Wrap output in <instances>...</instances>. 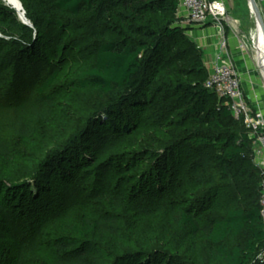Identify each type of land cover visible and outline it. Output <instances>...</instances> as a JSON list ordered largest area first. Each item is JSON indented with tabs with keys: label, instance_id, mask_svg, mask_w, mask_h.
Segmentation results:
<instances>
[{
	"label": "trees",
	"instance_id": "trees-1",
	"mask_svg": "<svg viewBox=\"0 0 264 264\" xmlns=\"http://www.w3.org/2000/svg\"><path fill=\"white\" fill-rule=\"evenodd\" d=\"M37 1V14L29 7L25 14L33 27L21 23L16 10L0 4V33L4 36H0V67L11 68L17 85L35 92L41 103L53 102L50 90L60 75L53 64L61 59L64 64L62 35L69 23L83 19V24L106 41L93 50V62L74 80L75 87L104 95L120 90L118 100L125 101L122 97L127 94L126 105L131 111L106 122H97L102 114L93 113L83 128L52 151L44 163L27 171L29 177L34 176L33 184L27 182L29 179L0 181V241L9 240L19 250L22 239H30L48 219H60L61 236L53 245L54 264H175L172 256L161 250L137 246L108 256L94 241L98 237L123 239L126 220L120 212L133 219L167 211L178 228L191 227L195 235L204 233L209 259L221 264H251L264 245L260 201L252 200L245 209L228 210L222 219L200 227L193 198L186 208L178 206L184 195L196 193L191 192L190 180L182 175L187 163L178 150L181 140L157 143L149 158L151 164L142 169L140 165L145 163L138 161L149 153L142 143L128 142L140 133L135 112L147 102L145 71L170 43L192 45L182 28L173 26L179 18L178 0ZM22 2L26 5L25 0ZM116 23L123 28L115 27ZM8 46V52L3 53ZM208 76L204 54L196 49L190 82L162 90L185 105L187 118L198 127L212 125L218 113L225 120H235L231 110L220 105L225 101L205 87ZM22 104L14 108V114L27 129L31 110L29 104ZM236 122L241 132L226 129L221 138L201 140L200 147L213 148L210 162L226 177L244 179L246 191L256 196L260 172L253 163L246 129L242 122ZM217 149L218 154L214 152ZM10 160L7 163H12ZM199 169L192 166L189 174L194 176ZM114 174L129 177L126 184L130 186L114 185ZM245 234L243 246L229 245L231 238Z\"/></svg>",
	"mask_w": 264,
	"mask_h": 264
},
{
	"label": "rangeland",
	"instance_id": "rangeland-1",
	"mask_svg": "<svg viewBox=\"0 0 264 264\" xmlns=\"http://www.w3.org/2000/svg\"><path fill=\"white\" fill-rule=\"evenodd\" d=\"M25 2L26 5L22 2L25 14L28 7L37 14L35 6L38 1L25 0ZM225 2L232 25L224 24L225 41L218 37L219 45L226 43L242 74L251 73L253 76L252 57L243 55L239 48L240 41L248 37L254 28L247 0H225ZM0 4L16 10L3 0H0ZM19 21L23 23L20 16ZM83 21L79 18L69 23L65 34L62 35L64 64L61 63L62 59L56 60L53 64V67L60 71L57 82L50 90L54 98L53 102L41 103L36 98L35 92L24 91L17 85L11 68L0 67V145L3 148V151L0 150V181L18 183L23 179H29L27 182L33 184L34 176L29 177L30 172L27 171L31 170L33 165L44 163L52 151L59 145L65 144L83 128L93 113L102 114L95 119L97 122H106L109 119L116 120L118 116L123 117L124 113L131 111L126 105L129 99L127 94H123L122 97L125 101L118 100L120 90L104 95L75 87L74 80L93 62V50L106 41V38L83 24ZM177 25L182 28L184 36L192 42V45L182 42L170 43L160 54L157 62L151 64L145 71L143 77L147 84L144 96L147 102L143 109L135 112L138 117L135 123L136 130L140 133L131 136L128 142L134 145L142 143L145 152L149 153L138 161L145 163L140 165L142 169L151 164L149 158L156 151L157 143L163 145L181 140L182 145L178 150L179 153L183 152L181 159L185 164L187 163L182 175L187 176L191 182V192L196 193L194 196L184 195L178 206L186 208L191 204L186 205L187 202H191L190 199L193 198V205L199 212L197 221L200 227H203L215 219H222L228 210L248 208L252 200L257 199L259 204L263 177L259 173V192L254 196V193L246 191L248 184L244 179H235L231 175L226 177L215 164L210 162L213 148L207 149L203 145L200 147L201 140L221 138L225 132H228L226 129L240 131L241 127L237 125L236 120H225L218 113L216 122L212 125L198 127L187 118L185 105L176 103L177 97L162 91L168 86L190 82V65L196 49L203 52L205 63L203 47L189 35V24L186 23V19L179 15L173 26ZM114 26L123 28V24L116 23ZM206 26L210 27L212 24L208 23ZM0 36L2 37L3 34L0 33ZM8 50L9 46L3 53ZM207 72L209 75L208 70ZM257 77L259 78L258 75ZM22 102L29 104L31 110L27 129L14 114V108L24 105ZM112 105L114 107L111 108ZM220 105H225V102H220ZM219 125L222 127L220 128ZM214 152L218 154L219 149ZM10 157L12 163H7ZM192 166L200 168L194 176L189 174ZM128 178L114 174L112 181L114 185L127 188L130 186L126 184L129 182ZM203 209L205 211H202ZM120 214H123L122 218L126 220L122 240L110 237L94 239L105 255L119 254L122 249L133 250L137 246L146 250H161L172 256L175 264H221L207 257L204 233L195 235L191 227L178 228L167 211L133 219H129L125 213L120 212ZM61 222L63 220L48 219L35 234H31L30 239H22L19 250L14 248L9 240L0 241V264H54L53 245L60 239L61 230L58 226ZM246 239V234L231 238L229 245L243 246ZM128 240L135 242V245L130 244ZM251 264H264V245L258 248Z\"/></svg>",
	"mask_w": 264,
	"mask_h": 264
},
{
	"label": "built area",
	"instance_id": "built-area-1",
	"mask_svg": "<svg viewBox=\"0 0 264 264\" xmlns=\"http://www.w3.org/2000/svg\"><path fill=\"white\" fill-rule=\"evenodd\" d=\"M262 16L264 24V0H253ZM179 15L196 24L211 23L219 30L224 40L225 27L232 25L225 0H178ZM248 9L254 28L248 37L240 41L243 55L252 57L254 65L253 97L244 89L243 76L226 43L219 45V52L210 64L205 87L214 92L231 110L236 121L242 122L253 149V163L262 174V194L260 200L261 217L264 222V29L258 22L250 0ZM259 76V78L257 77Z\"/></svg>",
	"mask_w": 264,
	"mask_h": 264
},
{
	"label": "crops",
	"instance_id": "crops-1",
	"mask_svg": "<svg viewBox=\"0 0 264 264\" xmlns=\"http://www.w3.org/2000/svg\"><path fill=\"white\" fill-rule=\"evenodd\" d=\"M186 23L188 26V33L191 37H193L196 41H198L199 45H202L203 50L205 52V64H210L216 55L219 52V30L215 26L207 27L206 24H196L190 22L187 18ZM242 74V72H241ZM243 83L244 89L249 97H253L254 88L252 87L253 76L250 74H246L243 72Z\"/></svg>",
	"mask_w": 264,
	"mask_h": 264
},
{
	"label": "water",
	"instance_id": "water-1",
	"mask_svg": "<svg viewBox=\"0 0 264 264\" xmlns=\"http://www.w3.org/2000/svg\"><path fill=\"white\" fill-rule=\"evenodd\" d=\"M251 4H252V7H253V10H254V13L256 15V18L258 20V22L261 24L262 28L264 29V24H263V19H262V16L255 4V2L253 0H250ZM18 12V11H17ZM19 13V12H18ZM19 16L23 22V24L29 26V27H33V25L27 20L26 16H25V11L23 10V18L21 17L20 13H19Z\"/></svg>",
	"mask_w": 264,
	"mask_h": 264
},
{
	"label": "bare ground",
	"instance_id": "bare-ground-1",
	"mask_svg": "<svg viewBox=\"0 0 264 264\" xmlns=\"http://www.w3.org/2000/svg\"><path fill=\"white\" fill-rule=\"evenodd\" d=\"M4 2H7L9 5L14 7L21 15L23 18V8H22V3L20 0H3ZM250 34V33H249Z\"/></svg>",
	"mask_w": 264,
	"mask_h": 264
}]
</instances>
